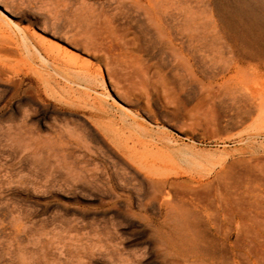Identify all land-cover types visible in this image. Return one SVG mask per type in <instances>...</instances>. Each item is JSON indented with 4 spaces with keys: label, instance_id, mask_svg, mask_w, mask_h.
I'll return each mask as SVG.
<instances>
[{
    "label": "rangeland",
    "instance_id": "374dc122",
    "mask_svg": "<svg viewBox=\"0 0 264 264\" xmlns=\"http://www.w3.org/2000/svg\"><path fill=\"white\" fill-rule=\"evenodd\" d=\"M177 1L0 0V264H264V0Z\"/></svg>",
    "mask_w": 264,
    "mask_h": 264
},
{
    "label": "bare ground",
    "instance_id": "6f19581e",
    "mask_svg": "<svg viewBox=\"0 0 264 264\" xmlns=\"http://www.w3.org/2000/svg\"><path fill=\"white\" fill-rule=\"evenodd\" d=\"M162 1V0H161ZM177 1V0H176ZM182 1V0H181ZM171 2V1H170ZM178 2V1H177ZM155 3V2H154ZM158 3H159V0H158ZM157 3V4H158ZM161 4H159L160 6L161 5H163L164 4V2H163V4H162V2H160ZM182 3V2H181ZM184 3H186V2H184ZM187 3H188V1H187ZM167 5H168V3H167ZM182 5V4H181ZM156 6V5H155ZM158 6V5H157ZM187 6V5H186ZM148 7V6H147ZM179 7V6H178ZM149 8V7H148ZM157 8V7H156ZM164 8H166V7H164ZM187 8V7H186ZM192 8V7H191ZM158 9V8H157ZM174 9V8H173ZM177 9V8H176ZM146 10V9H145ZM150 10V9H149ZM184 10V9H183ZM190 10V9H189ZM169 11V10H168ZM178 11V10H177ZM184 12V11H183ZM189 12V11H188ZM176 13V12H175ZM190 13V12H189ZM192 13V12H191ZM179 14V13H178ZM184 14V13H183ZM161 15V14H160ZM159 15V16H160ZM166 15V14H165ZM169 15H170V13H169ZM179 16V15H178ZM166 17V16H165ZM164 17V18H165ZM174 17V16H173ZM163 18V19H164ZM175 18V17H174ZM173 18V19H174ZM160 19V18H159ZM158 19V20H159ZM171 20L172 21V19L170 18V16H168V18H166V20ZM167 20V21H168ZM175 20V19H174ZM181 21H182V18L180 19ZM179 20V21H180ZM160 21V20H159ZM169 22V21H168ZM162 23V22H161ZM175 23V22H174ZM182 23V22H181ZM189 24V23H188ZM175 26V25H174ZM176 28H177V26H176ZM185 28V27H184ZM117 30V29H116ZM172 30H174V28H172ZM177 30V29H176ZM185 31V30H184ZM184 31H183V33H184ZM172 32V31H171ZM180 33H181V31H179ZM124 33V32H123ZM176 33V32H175ZM178 33V32H177ZM178 35H181V34H178ZM187 34H185V37L186 38H188L187 36H186ZM191 35V34H190ZM171 36V35H170ZM166 37V36H165ZM175 37V36H174ZM200 37V36H199ZM176 38H178L177 36H176ZM184 39V38H183ZM200 39H202V38H200ZM200 39H199V41H200ZM132 40V39H131ZM186 40H188V39H186ZM191 40V39H190ZM193 40V39H192ZM134 41V40H133ZM170 42V41H169ZM175 42V41H174ZM189 42V41H188ZM93 43V42H92ZM95 43V42H94ZM129 40L127 41V39L125 40V39H122V41L120 42V41H116L115 42V40H111L110 41V45L111 46H117V47H119V51L120 52H124L123 51V48L128 44L129 45ZM135 43V42H134ZM187 43V42H186ZM84 45H86V44H84ZM89 45V44H88ZM193 46V45H192ZM96 51V50H95ZM101 51V50H100ZM201 51V50H200ZM179 52V51H178ZM134 71H136L135 69H133ZM157 71V70H156ZM135 73V72H134ZM138 73V72H137ZM136 73V75H138ZM157 73H159V72H157ZM131 75V74H130ZM134 75V74H133ZM150 75V73H145V75H142V74H140V75H138L137 76V78L138 79H140V82L142 83V84H146L147 83V81H149L151 84H153V92H156V94H157V92H158V94L160 93V94H162L163 95V97H164V100L166 101V103L167 104H175V103H177L178 102V100H180L179 99V93H178V89H177V86L173 83V82H171L169 79H167L166 78V76H164V75H161V74H157V75H155V76H149ZM135 79H137L136 77H134ZM134 79V80H135ZM137 79V80H138ZM178 80V79H177ZM185 80V79H184ZM131 81V80H130ZM138 82V81H137ZM128 83V82H127ZM134 83V82H133ZM122 84V83H121ZM124 85V84H123ZM131 85V84H130ZM133 86V85H132ZM125 88H127V86H125ZM130 88V87H129ZM129 93H130V90H129ZM128 93V94H129ZM146 95L145 96H147L148 98H150L152 95H153V93L151 92V91H149V90H146V93H145ZM184 94V93H183ZM144 96V97H145ZM146 97V98H147ZM147 100V99H146ZM151 100V99H150ZM180 102V101H179ZM222 182V181H221ZM223 183V182H222ZM155 184V183H154ZM153 184V185H154ZM158 184H159V182H158ZM226 184V183H225ZM155 185H157V184H155ZM164 187V184L161 186V188H163ZM223 187V186H222ZM230 187H232V186H230ZM233 188V187H232ZM206 189H208V188H206ZM224 189H225V187H224ZM223 189V190H224ZM234 189V188H233ZM157 191H159V190H157ZM160 192V191H159ZM212 192V191H211ZM215 192V191H214ZM218 192V191H217ZM233 192V191H232ZM237 192V191H236ZM229 193V192H228ZM162 194V193H161ZM198 194H200V193H198ZM197 193L195 194V196L196 195H198ZM203 194V193H202ZM202 194H200V195H202ZM237 194H238V192H237ZM160 195V194H159ZM193 195V194H192ZM218 196V195H217ZM238 196V195H237ZM177 197V196H176ZM198 197V196H197ZM239 197H237V199H238ZM195 199H197V198H195ZM198 200V199H197ZM217 200H218V202L216 203V204H214L213 206H214V212H216V214H215V216H214V214H213V216L215 217L214 219H212V217L210 218V215H209V213L207 212V210H208V208H207V206L208 205H206V204H204L203 206H202V210H201V212L200 213H202V215L204 214L205 216H206V218H207V223L210 225V226H212V223H213V221L212 220H214V222L217 224V223H219L220 221H221V215H222V211H225V197H222L221 195L217 198ZM199 202H201V201H199ZM204 202V201H203ZM241 203V202H240ZM210 205H212V204H209V207H210ZM238 206H239V202H238V200L237 201H235L234 202V206H233V210H234V222H235V220H237L238 219V217H239V214L237 213V211L236 210H238ZM212 207V206H211ZM227 211L229 212V210H228V208H227ZM196 213V212H195ZM188 215V214H187ZM194 216V215H193ZM230 216V215H229ZM229 216H228V219H229ZM187 218V217H186ZM203 218H205L204 216H203ZM212 219V220H211ZM202 220V219H201ZM190 224V223H189ZM187 225V224H186ZM218 226H219V224H217ZM215 226V225H214ZM216 236L217 237H219L220 238V235H218V234H216ZM219 246V245H218ZM217 246V247H218ZM231 246V245H230ZM232 247V246H231ZM213 252V251H212ZM235 253V252H234ZM234 253H233V256H234V262H237L236 261V255H234ZM213 254H215V255H218L221 259H223V260H226V259H230V256L232 255V249L229 251V250H225V249H223V248H217L216 250H215V252H213ZM236 254V253H235ZM239 256V255H238ZM241 256V255H240ZM239 256V257H240ZM240 258H242V256L240 257Z\"/></svg>",
    "mask_w": 264,
    "mask_h": 264
}]
</instances>
